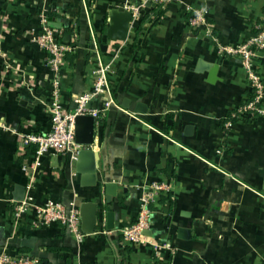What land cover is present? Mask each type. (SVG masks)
<instances>
[{
  "label": "crops",
  "instance_id": "0c3cea01",
  "mask_svg": "<svg viewBox=\"0 0 264 264\" xmlns=\"http://www.w3.org/2000/svg\"><path fill=\"white\" fill-rule=\"evenodd\" d=\"M121 2L0 0V119L11 129L0 131V246L40 264H155L145 246L124 245L118 229L135 219L145 179L165 178L173 185L172 203L149 236L172 243L175 253L157 264H264V116L226 124L249 92L240 60L217 50L253 31L264 0H166L158 21L151 12L138 33L112 43L108 16ZM186 6L206 8L210 35L188 31ZM41 10L50 11L49 25L60 24L50 26L62 30L61 39L76 46L60 79L67 110L88 84L91 34L105 58L121 45L114 83L119 107L95 122L94 186L80 184L69 155L48 153L36 166L32 147L19 146L20 134L49 126L44 110L52 74L45 52L29 39L30 31L42 30ZM260 71L264 81V53ZM107 178L116 185L110 202ZM29 195L39 203H97L96 227L82 248L58 225L33 229L28 218L14 222L10 200Z\"/></svg>",
  "mask_w": 264,
  "mask_h": 264
},
{
  "label": "built area",
  "instance_id": "2783aa9c",
  "mask_svg": "<svg viewBox=\"0 0 264 264\" xmlns=\"http://www.w3.org/2000/svg\"><path fill=\"white\" fill-rule=\"evenodd\" d=\"M85 3V0H82ZM166 0H122L119 7L130 13L129 32L142 20L145 11L158 8L165 4ZM51 13L59 14L56 8L50 9ZM48 14L50 11L41 10L38 17L42 30L29 32V39L36 43L45 52L44 64L51 71L50 82L51 98L45 105V114L49 126L42 131H29L20 134L19 146L22 150L32 147L33 162L40 165L43 155L52 153L69 155L75 162L78 150L81 148L75 142V117L78 115H91L95 122L111 107H119L114 95V83L116 75V58L120 55V46L117 45L111 57L105 58L96 45V36L92 35L93 46L88 58V84L79 94L72 97L73 107L67 110L63 103L61 92V75L67 64V55L73 52L76 46L61 39L62 30L49 25ZM185 14L189 32L204 30L210 35L211 29L206 19V8L186 6ZM161 16L153 15L152 22L158 21ZM73 32L76 30L71 25ZM253 31L243 40L233 44H219L218 53L235 56L245 73L246 85L249 92L248 99L240 104L231 114L237 119L249 118L251 120L264 116V81L260 71L261 60L264 53V15L255 22ZM128 37V35H127ZM126 37V38H127ZM109 40V39H108ZM126 40V39H125ZM125 40L120 42H125ZM111 41V40H109ZM112 43L114 41H111ZM10 68L9 64L5 65ZM95 101L96 107H87V103ZM231 120L226 124L230 125ZM10 127L0 119V131H9ZM223 146L217 144L215 151L221 153ZM72 177L76 172L71 173ZM172 182L165 178L145 179L143 193L140 199L136 217L130 223L122 224L118 231L124 245L145 246L152 254L153 263H165L175 253V247L170 242H161L146 234L151 230L157 219H165L168 216L167 205L172 198ZM9 213L14 222H22L28 218L33 229L48 225L60 226L70 235L78 248L84 245L87 234L81 230L79 206L73 202L63 203L53 199L44 202H36L30 195L21 200H10ZM0 264H40L38 257L24 254L11 253L4 244L0 246Z\"/></svg>",
  "mask_w": 264,
  "mask_h": 264
},
{
  "label": "water",
  "instance_id": "95a60500",
  "mask_svg": "<svg viewBox=\"0 0 264 264\" xmlns=\"http://www.w3.org/2000/svg\"><path fill=\"white\" fill-rule=\"evenodd\" d=\"M130 13L122 7L114 8L108 16L106 29V37L111 41H123L126 39L129 31ZM53 27L59 28V23H51ZM1 30V20H0ZM68 35L64 36L67 40ZM94 101L88 102L87 107H91ZM139 112L143 110L139 109ZM95 119L91 115H78L75 117V142L80 145L77 157L75 160V169L79 174L80 184L82 186H94L97 182V167L99 155L92 149L94 140ZM104 187L107 193V202L111 201L115 194L116 185L107 178ZM21 196H17L16 200H21ZM98 206L97 203L91 200H84L79 205V216L81 222V230L85 234L93 233L96 227ZM111 212H108V218H111ZM149 235V231L145 232ZM31 240H24V243L30 244Z\"/></svg>",
  "mask_w": 264,
  "mask_h": 264
},
{
  "label": "trees",
  "instance_id": "16d2710c",
  "mask_svg": "<svg viewBox=\"0 0 264 264\" xmlns=\"http://www.w3.org/2000/svg\"><path fill=\"white\" fill-rule=\"evenodd\" d=\"M154 11H157L158 12V16H161V14H162V9L160 10L159 8H151L150 10H149V12H145L144 13V15H143V18L145 17H149L150 15H151V12L152 13H154ZM53 14V13H52ZM140 27H141V23H139V24H137L136 25V27L134 28V31L136 32V33H138L139 32V30H140ZM73 30V29H72ZM63 31L64 32H68V31H70V29L68 28V27H65L64 29H63ZM229 119L231 120V121H233V120H235V119H237V118H235V117H231L230 115H229ZM170 203H172V198H171V200H170ZM119 264H124V261H123V259H120L119 260Z\"/></svg>",
  "mask_w": 264,
  "mask_h": 264
}]
</instances>
